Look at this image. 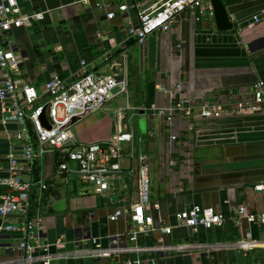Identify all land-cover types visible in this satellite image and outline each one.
I'll list each match as a JSON object with an SVG mask.
<instances>
[{
    "label": "crops",
    "instance_id": "crops-1",
    "mask_svg": "<svg viewBox=\"0 0 264 264\" xmlns=\"http://www.w3.org/2000/svg\"><path fill=\"white\" fill-rule=\"evenodd\" d=\"M17 1L24 13L39 10L46 15L9 33L20 62L12 73L14 81L37 86L39 103H44L49 99L45 83L57 73L75 79L83 70L82 62L86 70L98 75L126 78L128 94H118L103 108L73 120L72 134L78 143H92L110 140L119 129L133 131L136 149L150 160V212L155 224L173 226L170 234L157 230L141 235L140 245L198 247L196 252H123L100 258V264H124L137 257L141 264H264V224L249 222L239 214L242 205L252 212L264 210V192L255 189L264 182V110L245 113L237 108L239 102L253 99L255 84L264 80V0H224L234 23L230 31L217 28L213 8H209L212 1L206 0L204 13L185 11L170 31L155 32L143 44L129 31L139 25L135 0ZM160 1L137 2L151 7ZM123 4L129 6L125 12L120 10ZM110 12L113 18L108 17ZM257 14L261 20L249 25ZM2 73L0 69V84ZM179 100L192 107L191 115L177 112L168 120L158 113L159 108ZM206 104L221 106L222 111L203 117L201 109ZM1 118L0 104V177L10 175L11 154L27 172L32 164L24 159V143L16 135L20 125L4 124ZM131 119L135 123L130 124ZM146 122L150 132L145 143L140 132ZM121 163L125 169L135 165L127 153ZM39 170L49 187L40 225L34 228L35 241L57 252L59 239L73 249L75 240L90 248L94 246L91 238L97 237L107 247L108 236H128V216L110 221L108 214L114 206L108 197L98 196L92 184L75 173H58L53 150L39 158ZM125 176L129 187L113 195L116 204H129L137 196L136 173ZM92 192L97 198L82 197ZM80 202L90 207H78ZM195 205L215 208L226 221L209 229L176 227V213ZM27 217L18 211L7 219L25 223ZM87 228H91L90 237ZM247 232L252 241L262 244L241 248L238 243L247 238ZM22 238L21 230L0 233V262L19 256L14 248ZM97 260L71 258L52 264H98Z\"/></svg>",
    "mask_w": 264,
    "mask_h": 264
},
{
    "label": "built area",
    "instance_id": "built-area-1",
    "mask_svg": "<svg viewBox=\"0 0 264 264\" xmlns=\"http://www.w3.org/2000/svg\"><path fill=\"white\" fill-rule=\"evenodd\" d=\"M137 1L135 0L134 6L137 9L139 25L132 27L129 31L140 44L145 43L146 39L155 32L170 31L176 18L185 11L200 10L204 13L206 8V0H161L151 7H142ZM128 8V4L120 6L122 12ZM209 8L212 9L211 4ZM45 15L46 11L39 10L24 13L17 0H0V69L3 71V81L0 84L1 120L4 124L16 122L20 125L16 135L24 143L23 157L27 163L33 164L36 157L41 158L48 149L53 150L59 159V162H56V171L75 173L82 181L92 184L94 192L98 196L108 197L109 203L114 206L113 211L108 214V219L117 221L127 215L131 229L128 236L121 234L108 236L110 244L107 247H104L97 237H92L93 247L84 248L81 242L75 240V247L68 249L65 241L59 239L56 245L60 250L51 252L48 245L34 240V219L28 216L32 211V192L36 185L33 168L24 172L20 167L19 158L11 154L10 175L0 177V216L2 217L0 233L21 230L23 238L14 248L19 256L8 261H1L0 264H52L53 261L60 259H98L123 252L159 253L165 250L184 251L194 248L189 244L140 245L141 235H148L157 230L170 234L173 226L163 224L156 226L155 224L154 216L150 212V207L153 205L150 160L146 153L136 149L133 131L119 129L110 140L92 143H78L72 134L70 126L75 118L103 108L112 97L118 94H128L126 78H117L111 74L98 75L95 71L86 70V62H82L83 70L75 79L69 80L57 73L45 83L49 99L44 103H39L37 86L31 83L17 84L14 81L12 73L19 69L20 62L9 42V33L13 28L24 26L29 20H42ZM108 17L113 18L114 12L108 13ZM261 17L262 15H255L249 25L259 22ZM116 87H119V90L113 93ZM45 108H47L50 128L42 121L41 116ZM237 108L245 113L264 110V80H259L255 84L253 99L239 102ZM220 111H222L221 106L206 104L201 109V115L210 117L220 114ZM177 112L191 115L193 111L184 100L158 109V113L166 116L168 120H172ZM29 123L35 131L36 139L34 140L30 136ZM172 138L177 137L174 135ZM124 144H127V149ZM125 153L135 162L134 167L130 169L123 168L121 163ZM172 163L175 162L172 161ZM125 173H136L137 196L135 201L129 204L123 205L120 202L116 204L113 195L120 193V189L129 187ZM37 185L39 205L34 216L40 223L44 213L41 202L48 187L44 178H40ZM255 189L264 192V182L255 185ZM154 207L158 209L159 205L155 204ZM18 211L27 214L25 223L10 222L7 219L10 214ZM239 214L245 216L249 222L264 224V210L252 212L242 205ZM90 216H94L93 211L90 212ZM176 221V227L203 226L209 229L223 225L226 216L213 207L195 205L176 213ZM246 236V239L238 243L241 248L247 250L262 244L252 241L250 232H247ZM154 262L157 263L155 260ZM141 263V258L137 257L127 260L124 264Z\"/></svg>",
    "mask_w": 264,
    "mask_h": 264
},
{
    "label": "water",
    "instance_id": "water-1",
    "mask_svg": "<svg viewBox=\"0 0 264 264\" xmlns=\"http://www.w3.org/2000/svg\"><path fill=\"white\" fill-rule=\"evenodd\" d=\"M212 1V8L214 11V15H215V19H216V25L217 28L221 31H230L232 29H234V23L231 19V16L227 10V7L224 3V0H211ZM119 90V87H116L113 89V93L117 92ZM42 121L44 123L45 126L50 128V124L48 122V118H47V108L44 109L43 113H42ZM77 118H75L74 120H76ZM34 224L35 226H39L40 223H38L37 219H34ZM160 225V224H159ZM88 230V236H91V228H87ZM126 245V243H125ZM198 247H194L192 249H189V251L191 252L192 250H195V252L197 251ZM99 260H97V263L100 264V258H98ZM86 264H91L89 262H87Z\"/></svg>",
    "mask_w": 264,
    "mask_h": 264
},
{
    "label": "trees",
    "instance_id": "trees-1",
    "mask_svg": "<svg viewBox=\"0 0 264 264\" xmlns=\"http://www.w3.org/2000/svg\"><path fill=\"white\" fill-rule=\"evenodd\" d=\"M29 131H30L31 138L33 140L36 139L35 138V131H34L33 127L30 125V123H29ZM35 148H36V144H35ZM56 162L57 163L59 162L58 155H56ZM32 168H33V174H34V181H35L36 185L33 187V192H32V211H31V213L28 214V216L30 218H32L36 214V208L39 205L38 191H37L38 185H37V183L40 180V174H39L40 170H39V158L38 157H36L34 159V162L32 164ZM45 181H46L47 187H49L48 186L49 185L48 181L47 180H45ZM47 190H48V188L45 190V194H46ZM46 202H47V199H46V196L44 195V197L42 199V202H41L42 207H45L44 205H45Z\"/></svg>",
    "mask_w": 264,
    "mask_h": 264
},
{
    "label": "rangeland",
    "instance_id": "rangeland-1",
    "mask_svg": "<svg viewBox=\"0 0 264 264\" xmlns=\"http://www.w3.org/2000/svg\"><path fill=\"white\" fill-rule=\"evenodd\" d=\"M131 114V113H130ZM133 123H135V119L134 120H130V124H133ZM143 131L141 130V132L140 133H142L143 134V136H144V138H142V140L144 139V142L146 143V141L148 140V137H149V135H147V133L148 132H150L149 131V129H148V124H147V122H146V124H144L143 125ZM143 142V143H144ZM88 196H93V198H95L97 195H95L93 192H92V195H83L82 197L84 198V197H88ZM97 198V197H96ZM89 204V203H88ZM88 204H83L82 202H80V204L78 205V207H82V208H89L90 207V205H88Z\"/></svg>",
    "mask_w": 264,
    "mask_h": 264
}]
</instances>
